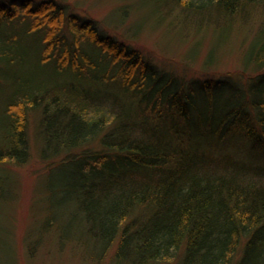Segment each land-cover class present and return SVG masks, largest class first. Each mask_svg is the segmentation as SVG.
<instances>
[{"label": "trees", "instance_id": "1", "mask_svg": "<svg viewBox=\"0 0 264 264\" xmlns=\"http://www.w3.org/2000/svg\"><path fill=\"white\" fill-rule=\"evenodd\" d=\"M174 2L184 18L264 16V0H169L164 19ZM99 24L56 0H0V171L28 160L38 114L40 159L55 160L42 171L72 168L56 183L77 189L90 264L110 250L108 264H264V37L241 55L244 79L193 78Z\"/></svg>", "mask_w": 264, "mask_h": 264}, {"label": "rangeland", "instance_id": "2", "mask_svg": "<svg viewBox=\"0 0 264 264\" xmlns=\"http://www.w3.org/2000/svg\"><path fill=\"white\" fill-rule=\"evenodd\" d=\"M56 1L68 13L92 18L102 26L105 23L107 31L120 39L125 31L127 35H136L134 40H127L128 44L140 49L144 58L159 68L187 77L217 78L235 73L244 79L245 74L239 70L241 55L249 42L264 37V16L258 9L245 10L231 22L207 7L205 21L200 15L184 18V8L174 2L166 20L164 11L169 8V0ZM197 47V56L187 53ZM208 49L215 50L218 62L204 69L202 62ZM26 64L24 68L30 76L34 66ZM4 80L0 78L1 82ZM10 93V89L0 92V109ZM27 122L28 160L21 165H4L0 171L5 178L0 184V264H90L87 255L94 245L89 239L85 213L76 201L77 189L72 187L69 177L65 179L69 188L56 183L58 175L66 177L72 168L64 173L58 169L42 171L47 162L55 160L40 159L38 114L29 116ZM48 179L53 182H46ZM111 251L96 264H108Z\"/></svg>", "mask_w": 264, "mask_h": 264}]
</instances>
